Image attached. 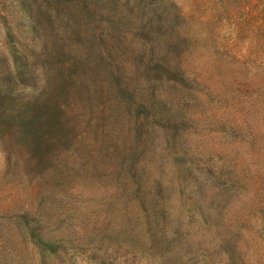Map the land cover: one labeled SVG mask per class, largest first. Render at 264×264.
<instances>
[{
	"label": "rangeland",
	"instance_id": "374dc122",
	"mask_svg": "<svg viewBox=\"0 0 264 264\" xmlns=\"http://www.w3.org/2000/svg\"><path fill=\"white\" fill-rule=\"evenodd\" d=\"M0 264H264V0H0Z\"/></svg>",
	"mask_w": 264,
	"mask_h": 264
}]
</instances>
